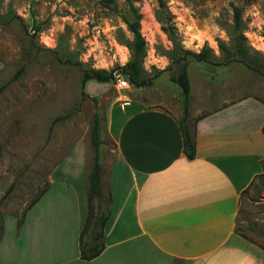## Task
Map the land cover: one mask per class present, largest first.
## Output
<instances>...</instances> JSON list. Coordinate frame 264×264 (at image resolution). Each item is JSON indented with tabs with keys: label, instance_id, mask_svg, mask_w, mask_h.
Masks as SVG:
<instances>
[{
	"label": "rangeland",
	"instance_id": "1",
	"mask_svg": "<svg viewBox=\"0 0 264 264\" xmlns=\"http://www.w3.org/2000/svg\"><path fill=\"white\" fill-rule=\"evenodd\" d=\"M164 1L166 13L158 0L1 1L0 215L8 227L48 189L67 156L63 172L70 180L82 169L83 155L92 168L95 118L106 172L123 104L163 107L180 119L184 96L172 78L182 56L189 63V114L194 102L203 113L248 96L264 102V0ZM131 5L141 15L146 42L142 78L151 83L122 90L118 79L129 76L120 68L130 60L127 44L133 41ZM235 8L241 10L240 28ZM204 49L210 62L186 54ZM92 69L113 71L114 77L83 87L84 72ZM235 231L264 249V176L241 195Z\"/></svg>",
	"mask_w": 264,
	"mask_h": 264
},
{
	"label": "crops",
	"instance_id": "2",
	"mask_svg": "<svg viewBox=\"0 0 264 264\" xmlns=\"http://www.w3.org/2000/svg\"><path fill=\"white\" fill-rule=\"evenodd\" d=\"M195 105L189 160L178 117L123 104L111 132L114 158L107 172L101 167L111 206L99 257L80 256L88 162L83 155L70 180L67 156L20 230L16 218L9 227L4 219L0 264H264V249L235 231L242 193L264 175V102L248 96L206 113Z\"/></svg>",
	"mask_w": 264,
	"mask_h": 264
},
{
	"label": "trees",
	"instance_id": "3",
	"mask_svg": "<svg viewBox=\"0 0 264 264\" xmlns=\"http://www.w3.org/2000/svg\"><path fill=\"white\" fill-rule=\"evenodd\" d=\"M0 0V5H1ZM161 10L166 13L167 6L164 0H158ZM131 11L133 13V20L127 22L129 31L133 35V41L127 44L130 51V60L125 66L120 68L122 72L129 76L127 78L131 86L137 88L150 85L151 80H146L142 78L143 74V62L146 56V42L141 33V15L138 10L131 5ZM242 23L241 10L235 8V24L236 28H240ZM167 30V28H163ZM222 49H225L222 46ZM210 50L204 49L200 53H192L187 51L186 54L191 55L198 62H210ZM178 61H183L180 66V70L176 76L172 78L181 89L184 96V111L182 117L179 119V125L183 136L184 152L189 160H193L196 157V144L194 137L189 129L188 119V105L191 93V85L188 74V60L187 57L182 56L178 58ZM113 71L108 72L101 69H92L84 72L82 84L83 87L89 81H96L98 83H108L113 79ZM92 143L95 149V158L92 168L89 174V193H88V203L89 211L88 217L86 219L85 225L82 232L80 233L79 243H80V256L82 260L90 261L99 257L105 249V236L104 228L107 224L110 216V206L111 197L108 196V200L105 202L104 194L101 187V173L102 168L99 162V147L101 142L100 138V122L97 118L94 119L92 124ZM0 155H1V142H0ZM264 176L260 175L259 177ZM251 186V185H250ZM249 188V187H248ZM247 188V189H248ZM246 189V190H247ZM47 191L42 192L28 207L26 210L29 211L42 197V195ZM244 193V192H243ZM242 193V194H243ZM24 214V216L26 215ZM24 218V217H23ZM23 219L18 220V231L21 228ZM4 231V223L2 221V216L0 215V241L2 239Z\"/></svg>",
	"mask_w": 264,
	"mask_h": 264
},
{
	"label": "built area",
	"instance_id": "4",
	"mask_svg": "<svg viewBox=\"0 0 264 264\" xmlns=\"http://www.w3.org/2000/svg\"><path fill=\"white\" fill-rule=\"evenodd\" d=\"M119 89L126 90L131 87L129 80L127 78H119L118 79Z\"/></svg>",
	"mask_w": 264,
	"mask_h": 264
}]
</instances>
